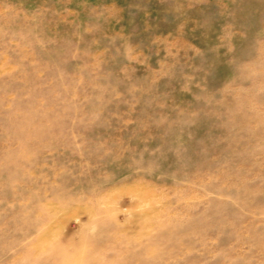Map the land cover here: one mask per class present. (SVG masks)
I'll list each match as a JSON object with an SVG mask.
<instances>
[{
  "label": "rangeland",
  "instance_id": "374dc122",
  "mask_svg": "<svg viewBox=\"0 0 264 264\" xmlns=\"http://www.w3.org/2000/svg\"><path fill=\"white\" fill-rule=\"evenodd\" d=\"M0 264H264V0H0Z\"/></svg>",
  "mask_w": 264,
  "mask_h": 264
}]
</instances>
